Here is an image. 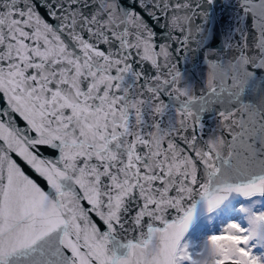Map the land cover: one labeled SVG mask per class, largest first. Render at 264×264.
<instances>
[{
    "label": "snow or ice",
    "instance_id": "1",
    "mask_svg": "<svg viewBox=\"0 0 264 264\" xmlns=\"http://www.w3.org/2000/svg\"><path fill=\"white\" fill-rule=\"evenodd\" d=\"M134 4L0 0V264H264V0Z\"/></svg>",
    "mask_w": 264,
    "mask_h": 264
},
{
    "label": "water",
    "instance_id": "2",
    "mask_svg": "<svg viewBox=\"0 0 264 264\" xmlns=\"http://www.w3.org/2000/svg\"><path fill=\"white\" fill-rule=\"evenodd\" d=\"M121 2L126 7H135L134 0H121ZM231 4L234 5L235 0H231ZM36 6L39 9L40 13L42 15H44L46 19H49L50 22H54L47 16V11L43 7V0H36ZM136 11L141 12V10L139 8H136ZM141 15H143L144 19L148 22L149 25L152 26L153 29H155V31L158 34L161 33L162 24H157L153 18L149 17L147 14H145L143 12H141ZM236 15H237V10L234 7H232V6L225 7L221 3L217 4V7H216V10L214 13V17H215V21H216L215 28H216L217 39L212 42L213 45L219 42L221 34L224 33L231 26L229 21L235 19ZM249 30L251 31V22L250 21H249ZM159 39H161V37H159V35H158V40ZM175 47H177V44L173 43V48H175ZM179 58L181 60L180 67L182 68V70L186 68L188 73L195 80L197 94H199V89L203 86L202 80L204 78V74L206 73V68L204 67V65L202 63V55H192L190 61L187 64L184 63L183 57H179ZM0 103H2V100H0ZM14 123L19 125L22 129L27 127L26 122H24L18 116H16ZM205 123H206V133H207L208 129H211V128L216 126L217 120L213 119V114H208L205 117ZM26 134L27 135H34V133H32L31 131L27 132ZM205 138H207V135L205 136ZM227 138L230 139L231 137L228 136ZM40 151L44 156H48V157H55L56 155H58V152L49 151L46 148H42ZM13 159H16L17 162L21 164V167L24 169L26 174H28L31 178L35 179L42 187L45 188V190H49V188L46 184V181L43 180V178L39 177L36 173H34V171L29 166H27L14 153H13ZM84 206L88 207L86 202H85ZM92 218L103 229L104 226H103L102 222L99 220V218L96 217L95 215H93ZM121 238L126 241L127 239H131L133 237L129 236L125 233V234H122Z\"/></svg>",
    "mask_w": 264,
    "mask_h": 264
}]
</instances>
